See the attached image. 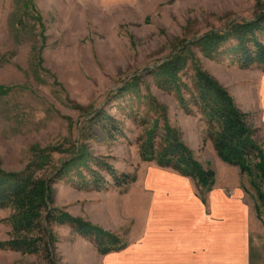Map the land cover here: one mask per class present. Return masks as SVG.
I'll use <instances>...</instances> for the list:
<instances>
[{
    "label": "rangeland",
    "instance_id": "obj_1",
    "mask_svg": "<svg viewBox=\"0 0 264 264\" xmlns=\"http://www.w3.org/2000/svg\"><path fill=\"white\" fill-rule=\"evenodd\" d=\"M261 13L264 0H134L110 6L96 0H0V88L4 89L0 93V167L22 172L45 152L51 162L38 177L49 179L83 148L90 158L108 159L115 169L136 180L126 188L108 186L96 191L72 169L54 180L55 204L114 233L125 244L133 243L152 208L151 192L145 188L150 187L149 177L161 169L177 174L140 157L138 138L143 129L131 114L147 119L152 127L160 114L159 108L149 106L148 98L165 110L166 120L162 117L160 126L168 121L178 130L197 160L214 170L215 181L233 177L231 171L237 170L218 157L207 138L205 119L185 115L174 94L155 86L149 70L172 56L183 42ZM194 52L203 68L249 114L253 138L264 149V125L257 111L263 100L264 70L242 69L227 58L209 60ZM136 77L139 89L126 93ZM102 113L120 123L123 137L107 138L99 123H94ZM81 173L90 180V173L83 169ZM192 182L200 197L206 194ZM241 185L264 226V200L258 194L259 190L264 196V181L246 176ZM10 213L0 211V242L9 239L10 228L1 220ZM51 231L57 238V263L76 264L81 255L76 251L81 242L77 235L69 226L54 225ZM0 264L47 261L42 255L0 250Z\"/></svg>",
    "mask_w": 264,
    "mask_h": 264
},
{
    "label": "trees",
    "instance_id": "obj_2",
    "mask_svg": "<svg viewBox=\"0 0 264 264\" xmlns=\"http://www.w3.org/2000/svg\"><path fill=\"white\" fill-rule=\"evenodd\" d=\"M182 44L172 56L149 70L155 86L174 94L185 115L199 114L205 119L207 138L224 163L238 167L243 175L264 181V149L253 138L249 114L243 112L233 96L203 68L194 52L199 51L209 60L227 58L242 69L258 66L264 70V13L252 20L233 21L225 30L210 31ZM138 83L136 77L126 93L136 92ZM3 90L0 88V93ZM148 104L153 109L159 108L160 118L152 127L147 119L131 114L132 120L143 129L138 138L141 159L190 178L202 192H209L215 184L214 170L197 160L194 152L181 140L179 131L168 121L160 126V119H165V110L153 98H148ZM94 123H99L109 140L115 139L117 134L123 137L120 123L109 114H98ZM79 154L63 162L49 179L38 177V172L51 162L50 154L45 152L38 154L22 172L0 167V211H11L1 220L10 230L9 239L0 242V250L23 256L42 255L47 264H58L54 258L57 238L51 231L54 225L69 226L101 255L126 247L114 233L56 206L54 180L66 176L72 169H77L76 177L83 184L89 183L96 191L108 186L126 188L136 180L130 174L119 172L108 159L90 158L84 148ZM82 169L90 173L89 181L82 175ZM101 172L107 174L111 183ZM258 194L264 200L259 190Z\"/></svg>",
    "mask_w": 264,
    "mask_h": 264
},
{
    "label": "crops",
    "instance_id": "obj_3",
    "mask_svg": "<svg viewBox=\"0 0 264 264\" xmlns=\"http://www.w3.org/2000/svg\"><path fill=\"white\" fill-rule=\"evenodd\" d=\"M96 1L110 6L134 0ZM262 97L257 111L264 125V87ZM235 168L231 171L235 176L226 175L221 182L216 177L202 197L190 178L154 171L150 187H145L151 192L152 208L141 230H136V241L127 242L121 251L101 255L77 235L81 242L76 251L81 255L76 264H264L260 212L242 189L241 180L247 175ZM82 247L90 254L84 255Z\"/></svg>",
    "mask_w": 264,
    "mask_h": 264
}]
</instances>
